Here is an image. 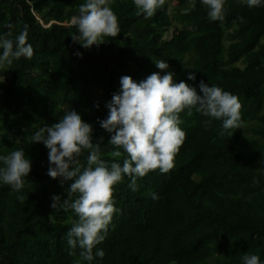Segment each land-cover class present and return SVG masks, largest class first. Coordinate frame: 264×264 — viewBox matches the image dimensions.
Returning <instances> with one entry per match:
<instances>
[{
	"label": "trees",
	"instance_id": "1",
	"mask_svg": "<svg viewBox=\"0 0 264 264\" xmlns=\"http://www.w3.org/2000/svg\"><path fill=\"white\" fill-rule=\"evenodd\" d=\"M83 2L0 0V33L11 31L14 38L27 25L33 49L30 59L0 68V155L22 147L31 160L21 190L0 183V264H74L79 258L81 249L69 255L66 241L77 216L59 207L69 181L62 185L61 177L47 174L48 150L31 136L71 108L92 125L93 143L103 137L101 159L122 163L123 152L112 156L110 134L97 118L106 117L105 101L121 75L139 81L163 73L155 65L161 59L177 82L204 80L236 95L241 128L217 135L220 121L205 126L207 117L182 111L185 138L173 168L138 178L137 191L127 176L113 186L118 211L96 246L105 254L92 264H242L240 257L251 252L264 261V6L226 0L224 20L209 21L199 0H165L145 19L132 0H112L120 32L89 49L71 36V18ZM171 26L177 27L173 34ZM87 154L78 158L82 167ZM53 195L61 197L56 209Z\"/></svg>",
	"mask_w": 264,
	"mask_h": 264
},
{
	"label": "clouds",
	"instance_id": "2",
	"mask_svg": "<svg viewBox=\"0 0 264 264\" xmlns=\"http://www.w3.org/2000/svg\"><path fill=\"white\" fill-rule=\"evenodd\" d=\"M240 2L249 9L264 6V0ZM111 3L112 0H84L70 21L76 28L71 35L73 41L90 49L103 43L104 37H116L120 25ZM164 3L165 0H132L136 14L145 19L152 17ZM199 3L205 7L209 21L224 20L226 0H199ZM237 19L244 22L242 16ZM6 27L11 29L12 25ZM27 36V25L14 38L11 31L0 33V68L32 57L33 49ZM76 55L82 54L77 52ZM155 65L166 71L152 72L139 81L121 75L118 90L105 101L106 117L97 118L99 126L110 134L108 143L115 149L112 156L121 157L123 152L122 163L114 160L108 164L101 159L99 141L103 137L93 143L92 125L71 108L62 118L42 126L31 136V142H41L48 150L47 174L52 178L61 177L62 185L69 181L67 198L59 207L71 208L77 216L66 232L69 255H73V249H81L74 264H92L95 258H103L104 250L96 246L104 241L112 216L118 211L112 199L114 185L127 176L128 187L137 191L138 178L152 170L168 173L173 168L174 156L185 138L180 127L182 111L187 110V115H191L195 110L207 117L203 122L205 126L213 120L220 121L217 135L231 136L236 128H241L240 103L236 95L204 80L196 86L184 80L177 82L175 74L167 71L169 65L163 59L155 60ZM195 78L194 72L187 73L188 80ZM3 79L0 77V82ZM93 107L100 105L94 102ZM85 150L88 154L86 165L82 167L78 158ZM30 170L31 160L25 156L24 148L0 155V183L12 190L24 187V178ZM151 196L158 199L155 192ZM51 200V207L56 209L61 197L53 195ZM240 259L242 264H264L257 252L245 253Z\"/></svg>",
	"mask_w": 264,
	"mask_h": 264
},
{
	"label": "rangeland",
	"instance_id": "3",
	"mask_svg": "<svg viewBox=\"0 0 264 264\" xmlns=\"http://www.w3.org/2000/svg\"><path fill=\"white\" fill-rule=\"evenodd\" d=\"M174 4L176 3V2H173ZM177 31V27L176 26H171V29H170V34H173V33H175Z\"/></svg>",
	"mask_w": 264,
	"mask_h": 264
}]
</instances>
